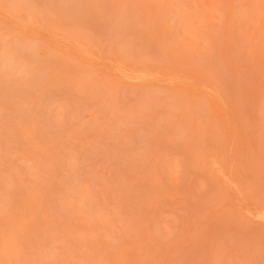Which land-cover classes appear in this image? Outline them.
Returning <instances> with one entry per match:
<instances>
[{"label":"rangeland","instance_id":"374dc122","mask_svg":"<svg viewBox=\"0 0 264 264\" xmlns=\"http://www.w3.org/2000/svg\"><path fill=\"white\" fill-rule=\"evenodd\" d=\"M0 264H264V0H0Z\"/></svg>","mask_w":264,"mask_h":264}]
</instances>
